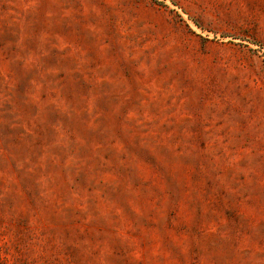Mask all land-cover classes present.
Instances as JSON below:
<instances>
[{"label":"rangeland","instance_id":"rangeland-1","mask_svg":"<svg viewBox=\"0 0 264 264\" xmlns=\"http://www.w3.org/2000/svg\"><path fill=\"white\" fill-rule=\"evenodd\" d=\"M0 264H264V0H0Z\"/></svg>","mask_w":264,"mask_h":264}]
</instances>
